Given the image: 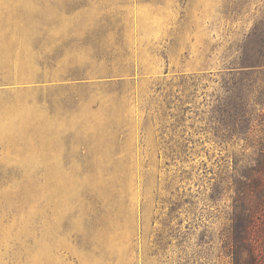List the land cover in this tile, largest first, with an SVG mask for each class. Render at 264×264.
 Wrapping results in <instances>:
<instances>
[{
    "label": "rangeland",
    "instance_id": "obj_1",
    "mask_svg": "<svg viewBox=\"0 0 264 264\" xmlns=\"http://www.w3.org/2000/svg\"><path fill=\"white\" fill-rule=\"evenodd\" d=\"M264 0H0V264H232L237 147L211 96Z\"/></svg>",
    "mask_w": 264,
    "mask_h": 264
},
{
    "label": "trees",
    "instance_id": "obj_2",
    "mask_svg": "<svg viewBox=\"0 0 264 264\" xmlns=\"http://www.w3.org/2000/svg\"><path fill=\"white\" fill-rule=\"evenodd\" d=\"M224 71L209 107L214 142L241 152L230 170L229 257L232 264H264V19Z\"/></svg>",
    "mask_w": 264,
    "mask_h": 264
}]
</instances>
